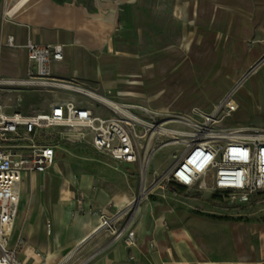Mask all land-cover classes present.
Listing matches in <instances>:
<instances>
[{
	"label": "crops",
	"instance_id": "obj_1",
	"mask_svg": "<svg viewBox=\"0 0 264 264\" xmlns=\"http://www.w3.org/2000/svg\"><path fill=\"white\" fill-rule=\"evenodd\" d=\"M20 1H0V79L25 78L34 69L27 42L61 44L63 59L51 71L85 92L167 115L212 112L236 87V119H264V0H25L6 16ZM64 92L53 102L81 99ZM84 101L108 114L96 100ZM47 140L54 164L46 173L22 172L8 243L24 264L33 262L27 251L42 260L53 247V264L75 250L93 252L108 240L92 237L98 214L123 209L140 188L138 164L115 162L55 131ZM171 159L145 180L167 171ZM137 200L126 218L135 243L116 242L89 264L264 263V223L235 213L231 205L238 204L225 206L196 189H157Z\"/></svg>",
	"mask_w": 264,
	"mask_h": 264
},
{
	"label": "built area",
	"instance_id": "obj_2",
	"mask_svg": "<svg viewBox=\"0 0 264 264\" xmlns=\"http://www.w3.org/2000/svg\"><path fill=\"white\" fill-rule=\"evenodd\" d=\"M13 9L14 6L7 10L6 16H11ZM6 44L12 46L13 38H7ZM25 47L34 69L25 78L0 79V90L20 94L30 88L58 89L88 97L77 86L53 75L51 64L63 59L61 44L27 42ZM235 88L209 113L191 110L164 115L109 96H101L104 99L100 102L96 100L107 115L97 114L95 107L75 98L55 101L48 111L30 113L9 111L0 104V264H24L17 260L15 250L8 248L17 214L21 174L50 170L55 152L47 137L54 131L62 140L84 143L115 162L138 164L140 172L145 169L144 179L150 158L164 147H173L176 154L172 153L171 166L155 176L147 188L143 183L137 199H146L155 190L172 185L185 190H207L214 196L225 195L232 204L254 202L257 194H264V128L236 119ZM16 102L18 106L23 102L21 95ZM234 117L235 123H229ZM137 199L109 215L98 214L99 225L92 237L105 234L108 240L80 264H89L116 242L128 246L135 243L129 222L121 221L131 216ZM46 234L51 235L49 222Z\"/></svg>",
	"mask_w": 264,
	"mask_h": 264
},
{
	"label": "rangeland",
	"instance_id": "obj_3",
	"mask_svg": "<svg viewBox=\"0 0 264 264\" xmlns=\"http://www.w3.org/2000/svg\"><path fill=\"white\" fill-rule=\"evenodd\" d=\"M264 59V57H263ZM260 60V62L264 60ZM18 95H21L23 98V102L18 106L16 102V98ZM68 93L64 92V90H58V89H39V88H30L28 90H23L22 92H12L5 89L0 90V104L7 106L9 111L13 110H20L26 113H30L32 111H42L47 110L48 105L53 102V99L57 96L58 98H65L67 97ZM81 99L87 100L89 102H96L93 99H89L86 97H82ZM45 105L43 107L42 103ZM236 117V115H235ZM235 117L229 121V123H235ZM251 121L246 123H252V125L264 128V119L261 121ZM173 147H164L161 149V151L157 152L155 155H153L149 161V164L146 169L145 177L148 178L149 173L151 170L158 169L159 167L166 166V164L170 163L172 161L171 155L173 152ZM145 169L143 172H139V180H140V188L139 193L141 192L142 185L144 183V187H148L149 181H146L144 177ZM138 193V194H139ZM153 195V194H152ZM214 198L219 200L223 205L229 206L227 204L229 203V197L227 196H221V195H213ZM233 208L238 209L235 211V213L238 214H244L249 213L250 215L245 216L244 218L251 222H257V223H264V194H257L255 197V201L251 204L247 205H231ZM129 216V215H128ZM128 216L124 217L122 219V223L126 221V218ZM13 231V230H12ZM262 244H264V232L262 233ZM10 247V246H9ZM42 248V244H41ZM55 251V248H50L49 252H47L42 260H40V256L38 253H35L33 251H27L25 256H32L33 262L32 264H53V257L52 253ZM91 252H88L87 249H79L75 251V255L69 259L68 261H65L66 255L59 264H80L82 260H84ZM264 264V263H262Z\"/></svg>",
	"mask_w": 264,
	"mask_h": 264
},
{
	"label": "bare ground",
	"instance_id": "obj_4",
	"mask_svg": "<svg viewBox=\"0 0 264 264\" xmlns=\"http://www.w3.org/2000/svg\"><path fill=\"white\" fill-rule=\"evenodd\" d=\"M25 0H21L19 3L15 4L14 6V10L15 9H18L19 6L22 5V3L24 2ZM80 91H82L83 93L87 94V96L91 99H94V100H97L100 102V100L104 99L103 97L101 96H98L97 94H93V93H90V92H85L84 90H82L81 88H78ZM142 190V189H141ZM144 192V191H143ZM13 230V228H12ZM11 234H12V231H11ZM10 234V235H11ZM9 248V247H8ZM75 255V251L73 252H70L68 253V255L65 257V261H68L69 259H71L73 256Z\"/></svg>",
	"mask_w": 264,
	"mask_h": 264
},
{
	"label": "trees",
	"instance_id": "obj_5",
	"mask_svg": "<svg viewBox=\"0 0 264 264\" xmlns=\"http://www.w3.org/2000/svg\"><path fill=\"white\" fill-rule=\"evenodd\" d=\"M168 188L173 193H180L183 190V188L181 187L172 186V185H170Z\"/></svg>",
	"mask_w": 264,
	"mask_h": 264
}]
</instances>
